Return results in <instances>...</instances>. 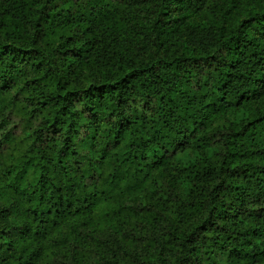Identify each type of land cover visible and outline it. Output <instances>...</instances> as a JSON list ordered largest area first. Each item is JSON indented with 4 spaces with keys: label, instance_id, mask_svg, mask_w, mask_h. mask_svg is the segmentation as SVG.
Masks as SVG:
<instances>
[{
    "label": "trees",
    "instance_id": "obj_1",
    "mask_svg": "<svg viewBox=\"0 0 264 264\" xmlns=\"http://www.w3.org/2000/svg\"><path fill=\"white\" fill-rule=\"evenodd\" d=\"M228 112L220 166L164 196ZM106 221L168 223L169 264H264V0H0V264Z\"/></svg>",
    "mask_w": 264,
    "mask_h": 264
},
{
    "label": "rangeland",
    "instance_id": "obj_2",
    "mask_svg": "<svg viewBox=\"0 0 264 264\" xmlns=\"http://www.w3.org/2000/svg\"><path fill=\"white\" fill-rule=\"evenodd\" d=\"M246 115L243 112H228L208 121L206 137L198 143L205 147L190 144L181 148L176 156L178 166L169 168L167 179L160 183V192L174 199L183 198L189 191L196 170L205 166H220L224 143L232 125ZM106 222L98 228L77 224L84 237L80 240L74 241L56 233L54 238L41 245L45 253L39 264H73L77 251H87L90 264H169L168 251L160 238L168 230V223H163L157 230L139 223L136 228L127 227L120 231Z\"/></svg>",
    "mask_w": 264,
    "mask_h": 264
}]
</instances>
